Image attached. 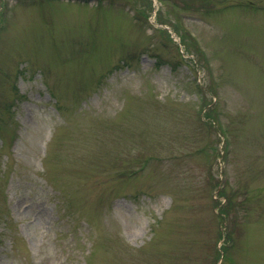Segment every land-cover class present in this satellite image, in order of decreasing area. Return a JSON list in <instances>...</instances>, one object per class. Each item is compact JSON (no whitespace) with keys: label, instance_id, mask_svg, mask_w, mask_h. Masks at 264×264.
Here are the masks:
<instances>
[{"label":"rangeland","instance_id":"rangeland-1","mask_svg":"<svg viewBox=\"0 0 264 264\" xmlns=\"http://www.w3.org/2000/svg\"><path fill=\"white\" fill-rule=\"evenodd\" d=\"M0 264H264V0H0Z\"/></svg>","mask_w":264,"mask_h":264},{"label":"trees","instance_id":"trees-1","mask_svg":"<svg viewBox=\"0 0 264 264\" xmlns=\"http://www.w3.org/2000/svg\"><path fill=\"white\" fill-rule=\"evenodd\" d=\"M228 236H226V238H227ZM222 249L224 250V247H222Z\"/></svg>","mask_w":264,"mask_h":264}]
</instances>
